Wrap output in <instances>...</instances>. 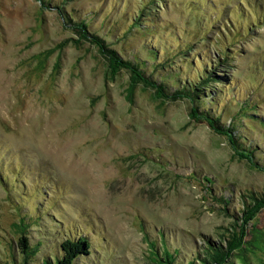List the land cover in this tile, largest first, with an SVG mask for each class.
<instances>
[{
  "label": "rangeland",
  "instance_id": "obj_1",
  "mask_svg": "<svg viewBox=\"0 0 264 264\" xmlns=\"http://www.w3.org/2000/svg\"><path fill=\"white\" fill-rule=\"evenodd\" d=\"M80 235L75 264H264V0H0V264Z\"/></svg>",
  "mask_w": 264,
  "mask_h": 264
},
{
  "label": "trees",
  "instance_id": "obj_2",
  "mask_svg": "<svg viewBox=\"0 0 264 264\" xmlns=\"http://www.w3.org/2000/svg\"><path fill=\"white\" fill-rule=\"evenodd\" d=\"M78 25H80L82 27V29L85 30L83 22H81V24H78ZM80 32L86 33V30L85 31L81 30ZM110 57L112 59L111 65L113 68H115L119 65H125L128 68H132V70L134 72V76H133L134 80L140 81L141 78H144L143 73L138 69V67H135L130 62L120 61L117 57L116 58L113 56H110ZM146 83H148V82H146ZM161 92H163V91L161 90ZM196 110L194 108V112H195V113L193 112L194 115H196V116L199 114L203 115L202 113H200L199 110H197V111ZM203 116H205V115H203ZM209 118H210V116H209ZM214 122H216V121H214ZM215 128H217V127L215 126ZM217 129H218V131H221V133H226V130H224L222 128H217ZM238 153L242 158H245V157L249 158V160H251L253 162L254 159H253L252 153H249V152H238ZM20 244L23 247V249L27 250L28 249L27 237H22ZM91 249H92L91 242H90L89 238L86 237L85 235H80L79 237H67L61 243V246H60L61 255L57 258L56 264H75L76 259L80 255L91 253ZM217 251H220V252H217L218 255H217V258L215 260H218L221 256V250L218 249ZM171 260L172 259L169 257V263L173 264V262Z\"/></svg>",
  "mask_w": 264,
  "mask_h": 264
}]
</instances>
